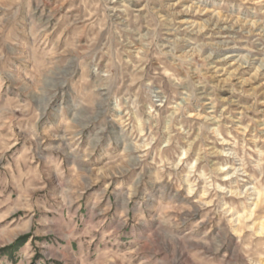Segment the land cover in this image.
Segmentation results:
<instances>
[{
    "label": "rangeland",
    "instance_id": "obj_1",
    "mask_svg": "<svg viewBox=\"0 0 264 264\" xmlns=\"http://www.w3.org/2000/svg\"><path fill=\"white\" fill-rule=\"evenodd\" d=\"M0 264H264V0H0Z\"/></svg>",
    "mask_w": 264,
    "mask_h": 264
}]
</instances>
